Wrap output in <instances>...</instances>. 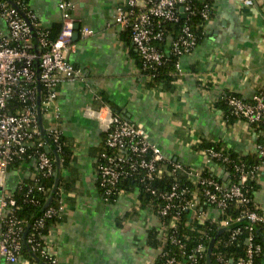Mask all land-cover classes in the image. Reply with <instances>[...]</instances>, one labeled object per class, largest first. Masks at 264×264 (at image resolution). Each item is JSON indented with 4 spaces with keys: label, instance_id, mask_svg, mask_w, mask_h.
<instances>
[{
    "label": "built area",
    "instance_id": "obj_1",
    "mask_svg": "<svg viewBox=\"0 0 264 264\" xmlns=\"http://www.w3.org/2000/svg\"><path fill=\"white\" fill-rule=\"evenodd\" d=\"M253 2L243 3L252 6ZM58 10L60 31L55 40H50L48 31L40 26L32 11L23 8L20 0H0V20L6 28H0V264H17L24 244L47 264H56L40 231L47 221L62 218V187L55 191L57 203L45 208L24 242L25 229L13 216L15 201L2 188L8 167L27 161L34 165L28 194L34 190L42 192V181L57 173L54 156L48 155L45 148L59 155L70 147L57 126V88L79 74L68 60L74 49L76 21L70 3L59 0ZM212 12L211 4L205 0H125L115 7L113 22L129 30L131 42L145 64L156 68L173 56L178 58L179 72V59L199 43L191 22L204 31ZM194 19L199 22L193 23ZM175 24L180 30L174 36L166 26ZM83 34L91 36L93 32L84 28ZM38 84L42 120L44 117L49 122L47 127L42 124L45 139L37 120ZM218 99L225 102L235 120L244 121L251 128L264 127V88L251 100L232 94ZM102 132L95 178L101 199L104 203L114 202L121 196L130 197L133 189L152 199L146 208L158 220L159 244L158 255L151 264H205L208 244L214 238L211 263L255 264L261 257L263 250L255 240L254 229L264 224V217L252 200L250 183H257L259 178L264 140L254 149L260 160L256 165L235 162L225 149L201 147L198 141L192 149L199 153L205 166L194 168L165 158L157 145L148 141L141 126L112 113ZM212 164L217 171L213 174L208 170ZM126 181H132L134 188L128 190ZM155 182L160 185L155 186ZM28 202L34 203L33 199ZM138 202L136 197L134 203ZM232 207L238 209L236 216L230 214ZM241 236L244 240L240 254L227 251ZM191 240L193 243L189 244Z\"/></svg>",
    "mask_w": 264,
    "mask_h": 264
},
{
    "label": "crops",
    "instance_id": "obj_2",
    "mask_svg": "<svg viewBox=\"0 0 264 264\" xmlns=\"http://www.w3.org/2000/svg\"><path fill=\"white\" fill-rule=\"evenodd\" d=\"M64 1L79 26L68 55L79 74L57 88V126L71 156L60 168L64 210L60 220L47 226V249L56 264H151L158 255L159 223L147 203L136 189L114 202L101 199L95 178L104 125L113 109L141 126L165 158L184 166H205L192 149L198 141L255 157L264 135L244 121L227 120L214 104L225 94L251 100L264 88V0H253L252 6L244 0H205L212 6L211 19L196 48L179 59V76L170 89L146 85L127 29L113 22L115 7L125 0ZM22 2L43 29L61 27L59 0ZM0 28L6 29L1 20ZM84 28L93 35L85 36ZM42 124L49 122L43 117ZM208 170L216 173V165ZM33 172V163L14 165L2 191L12 195ZM256 184L252 200L264 217V159ZM31 258L21 254L17 264H37Z\"/></svg>",
    "mask_w": 264,
    "mask_h": 264
},
{
    "label": "trees",
    "instance_id": "obj_3",
    "mask_svg": "<svg viewBox=\"0 0 264 264\" xmlns=\"http://www.w3.org/2000/svg\"><path fill=\"white\" fill-rule=\"evenodd\" d=\"M8 1H10V0H8ZM20 1L22 3L23 8H24V3L22 2V0H20ZM13 5H14V3H13ZM194 5H196V4H194ZM18 9L21 10L22 8L18 7ZM192 21H193V23L199 22V20L196 21V19H194ZM191 25H192V29L199 36L198 42H200V40L204 36L203 27L197 26L195 24H194L195 25V27H194L192 22H191ZM166 30H167V32H171L175 36L179 32L180 26L178 24L168 25V26H166ZM59 31H60V28L56 32H49L48 31L49 39L55 40ZM125 33H126V40H127V36H128V42L131 43L129 30L127 29L125 31ZM135 58L138 61L139 72L142 76L145 77V79L147 81L146 85L149 88L170 89L173 87L172 86L173 82L179 76V72H178L177 67H176V64L178 61L177 57L169 56L168 58L165 59L162 66H159L156 68H152L153 66L151 67V66L145 64L137 51H136ZM224 96H227V94H225ZM16 104H18V103L13 102V105H16ZM214 106L216 108L221 109L224 117L227 120L234 119V117L230 115V111L228 110L227 105L225 104V102L223 100H221V99L216 100ZM9 111L13 112L11 109ZM111 111H112L113 115L118 116L120 119H123L119 114L114 112L113 109ZM255 130L257 133H259V134L262 133V135H264V127L259 126V127L255 128ZM201 147H215L217 149H220L219 146L214 145V144H201ZM48 155L53 157V154L51 152L48 153ZM58 156H59V161H60V168L66 167L68 162L70 161V156H71L69 150H63L61 153H59ZM229 156L235 162L240 160V161H242L246 164H249V165H256V164L260 163V160H258L256 156L255 157L253 156L252 159L249 156L240 157V156L235 155V154H229ZM13 166L14 165H10L8 167V169L12 168ZM54 179H55V177H53L49 180L42 181V185L44 187V190L42 192H37L34 190L30 194H28V188H30L33 185V178L31 177L29 179L23 180L19 184V186L16 187V190L11 195V198L15 201V206L13 207V216H14L15 220L22 222V225H23L25 231L27 230L26 237L29 236V234L31 232L30 227L32 226V224L38 218H40L42 216L43 211L45 210L44 206H45V204L48 200L49 194L52 190V187L54 184ZM125 184L127 187H129L128 190L134 188L133 187L134 183L132 181H126ZM154 185L158 186L160 184H159V182H155ZM58 186L62 187L60 183L58 184ZM250 186H251V196H252L253 192L257 188V184L256 183H252V184L250 183ZM139 187L141 188V186H139ZM139 196H140L139 197L140 200L144 204L147 203L148 201L152 200L149 196L143 194L142 192H140ZM29 199H33L34 203L28 202ZM56 203H57V193L54 194L49 205L54 206ZM237 213H238V209L232 207L230 210V214H232L233 216H236ZM50 222H55V221L54 220L47 221L45 223L44 228L41 229V231H40L41 235H43V236L47 235V229L46 228ZM241 224H244L243 220L241 221ZM254 235H255L256 242L261 244L262 250H263L261 257L255 261V264H264V224H261L254 229ZM191 239H193V238H191ZM243 240H244V236L239 237V240H238L239 242L235 243L227 251H233V252H236L237 254H240V250H241V247L243 244ZM39 242L41 244L40 248L44 247V244H42L43 243L42 238H39ZM192 243H193V240L189 241V244H192ZM21 254L28 256V258H30L31 260H32L31 257H33V255H34L38 259L37 264H47V262L44 259H42L37 253H31L29 248L26 246V244L22 245ZM211 264H214L213 261Z\"/></svg>",
    "mask_w": 264,
    "mask_h": 264
},
{
    "label": "water",
    "instance_id": "obj_4",
    "mask_svg": "<svg viewBox=\"0 0 264 264\" xmlns=\"http://www.w3.org/2000/svg\"><path fill=\"white\" fill-rule=\"evenodd\" d=\"M19 13L21 14V16L26 20L23 12L21 10H18ZM183 16V15H182ZM184 17V16H183ZM27 21V20H26ZM78 29H79V26L77 24L74 25V33H73V36L72 38L75 39L76 36H77V32H78ZM31 31L33 32L32 28H31ZM37 92H38V97H37V120L39 122V125H40V128L42 130V116H41V111H40V86L39 84L37 85ZM42 136L44 137L45 139V136H44V132L42 130ZM45 151L47 153H50V149L48 147L45 148ZM54 156V160H55V165H56V170H57V173H56V176H55V179H54V184H53V187H52V190L49 194V197H48V200L44 206V209L47 208L55 194V191L58 187V184H59V179H60V161H59V156L54 152L52 151L51 152ZM26 235H27V230L24 232L23 234V242L25 241V238H26ZM215 241V238L212 239L210 241V243L208 244V248H207V251H206V260H205V264H211V252H212V248H213V243ZM33 258L38 261V259L33 255Z\"/></svg>",
    "mask_w": 264,
    "mask_h": 264
}]
</instances>
